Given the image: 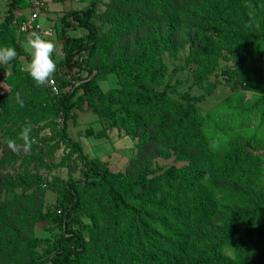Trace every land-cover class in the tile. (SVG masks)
<instances>
[{
  "label": "rangeland",
  "instance_id": "rangeland-1",
  "mask_svg": "<svg viewBox=\"0 0 264 264\" xmlns=\"http://www.w3.org/2000/svg\"><path fill=\"white\" fill-rule=\"evenodd\" d=\"M9 1L0 0V22L7 15ZM139 1L96 3L91 21L99 43L88 59L89 66L93 72L101 70L120 52L128 65L137 43L151 39V66L159 64L163 69L156 88L166 89L170 103H184L179 96L182 92L203 94L194 106L202 121L199 131L205 139L208 161L199 168L207 172L218 208L208 212L201 226L188 234L185 264L207 256L210 244L233 217L224 207L231 206L238 214L234 205L239 204L257 205L251 225L254 243L246 250L223 246L224 264H264V0H181L177 9L167 14L155 7L142 13ZM89 2L46 0L42 19L56 31L51 40L55 43L53 79L58 93L69 88L67 83L72 81L60 63L62 30L69 36L86 32L79 25L63 26L60 17L68 9L87 7ZM240 9L247 15L248 25ZM14 12L18 15L25 10L19 5ZM25 38H18L21 54L16 62L0 63V264H34L37 257H46L60 232L56 195L67 179H82L80 158L60 138L61 118L49 111L56 95L49 84L37 86L23 71L30 61ZM76 70L74 75H86L85 70ZM102 76L97 80L99 88L120 113L138 117L136 128L129 133L122 127H108V120L92 112L82 100L66 121L69 137L78 142L85 157L97 158L125 178L134 177L145 167L161 166L165 170L173 166L177 170H169L171 178L185 180L192 173L187 168L190 153L199 150L177 151L171 110L163 109L165 130L157 134L159 112L150 117L133 105V88L122 84L117 73ZM25 125L32 129V148L25 152L18 146L13 151L7 141L15 139L19 145V133ZM245 145L249 154L239 158L232 178H223L222 157L230 149ZM137 155L139 159L133 161ZM250 172L254 174L249 176ZM167 175L161 177L170 178ZM159 179L167 191L168 185ZM72 226L88 241V253L79 264H157L145 256L146 251L157 249H149L151 241L146 246L141 234L131 230L115 238L96 212H78ZM237 229L241 231L242 225ZM126 244L135 251L126 249ZM126 256L132 260H123Z\"/></svg>",
  "mask_w": 264,
  "mask_h": 264
},
{
  "label": "trees",
  "instance_id": "trees-1",
  "mask_svg": "<svg viewBox=\"0 0 264 264\" xmlns=\"http://www.w3.org/2000/svg\"><path fill=\"white\" fill-rule=\"evenodd\" d=\"M98 1L90 0L85 8L68 9L60 17L63 26L79 25L86 29L84 34L77 36H69L62 30L63 57L60 63L66 72L72 75V81L67 83L69 88L60 91L54 97L49 108L51 115L61 118L60 138L81 160L82 179H67L57 193L55 211L60 232L46 257H37L34 264H79L84 260L88 253V241L80 231L73 228L72 224L77 213L85 211L99 214L115 238L122 232L131 230L135 234H141L146 246L151 241L149 249L155 247L157 249L151 250L152 252L146 251L145 256L152 262L185 264L188 260L185 261L183 255L187 257L185 253L188 234L192 228L197 229L201 226L208 212L211 213L218 208L209 187L207 172L199 168L200 164L206 166L208 161L205 139L199 131L202 121L194 106L196 102L202 100L203 94L182 92L179 96L184 103H170L166 89L156 88L161 83L163 69L159 64L151 66V50L154 46L151 39L137 43L128 65L120 52L103 69L93 72L88 59L99 43L97 30L91 21ZM179 1L181 0H140L139 11L143 13L155 7L161 13L167 14L177 9ZM19 5L22 9L25 8V0H10L7 15L0 22V47H12L16 50L17 56L11 60L13 63L21 54L18 38L23 35L16 32L13 24L14 18H19L14 12ZM240 11L243 21L248 25L247 15L241 9ZM139 20L140 17H137V21ZM74 68L77 72L85 70L86 75L83 77L74 75ZM113 72L119 75L122 84L132 86L133 105L147 112L150 117L159 112L157 134H162L165 130L166 113L163 109L169 108L174 115L172 134L177 141V151H187L192 147L199 150L197 153H190V164L187 168L192 173L185 180L181 178L176 181L171 178L170 171L177 170L173 166L166 168L167 170H163L161 166L153 169L145 167L134 177L125 178L123 173L110 170L97 158L85 157L78 142L69 137L66 121L72 115L71 109L80 105L82 100L92 112L108 120V127H122L129 133L136 128L138 117L120 113V109L113 106L107 93L102 92L97 84V80L102 78L104 73ZM78 79L80 81L76 82ZM248 154L247 145L230 149L221 159L223 162L221 176L232 178L239 158ZM139 157L137 155L133 161H137ZM166 174L170 178L161 177ZM252 174L254 173L250 172L248 175ZM157 179L162 183L166 182L167 191L161 188ZM256 207V204L255 207L234 205L238 214H234L231 206L224 207L225 212L233 214L228 227H225L218 239L212 241L207 256L197 257L189 262L224 264L222 247L225 245L234 250H246L254 243L251 225ZM238 224L242 225L241 231L237 229ZM152 235L155 237L152 238ZM160 243L165 244V247L159 246ZM129 244H126V249H131L133 253L135 249ZM123 260L131 261L132 258L126 256Z\"/></svg>",
  "mask_w": 264,
  "mask_h": 264
},
{
  "label": "clouds",
  "instance_id": "clouds-1",
  "mask_svg": "<svg viewBox=\"0 0 264 264\" xmlns=\"http://www.w3.org/2000/svg\"><path fill=\"white\" fill-rule=\"evenodd\" d=\"M50 33L44 32L38 34L37 32H30L26 36V45L30 50V61L25 64L23 71H25L37 86L53 83L54 73L56 71V63L52 59V54L55 51V43L51 39H45ZM17 52L12 47H0V63L7 64L9 61L15 59ZM17 103L23 107V101L17 97ZM31 127L25 125L19 133L18 140L21 142L17 144V140L10 139L7 141L10 149L15 151L19 146L25 152L32 148Z\"/></svg>",
  "mask_w": 264,
  "mask_h": 264
},
{
  "label": "built area",
  "instance_id": "built-area-1",
  "mask_svg": "<svg viewBox=\"0 0 264 264\" xmlns=\"http://www.w3.org/2000/svg\"><path fill=\"white\" fill-rule=\"evenodd\" d=\"M25 2L26 7L23 8L25 13L18 14L19 18H14L13 20L16 32L26 36L30 32H37L38 34L48 32L50 35L44 38L51 39L55 35V28L51 24H45L42 19V14L46 7V0H25ZM49 87L53 95L58 94L55 82L49 84Z\"/></svg>",
  "mask_w": 264,
  "mask_h": 264
},
{
  "label": "crops",
  "instance_id": "crops-1",
  "mask_svg": "<svg viewBox=\"0 0 264 264\" xmlns=\"http://www.w3.org/2000/svg\"><path fill=\"white\" fill-rule=\"evenodd\" d=\"M23 13H25V12H23Z\"/></svg>",
  "mask_w": 264,
  "mask_h": 264
}]
</instances>
